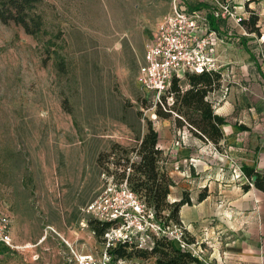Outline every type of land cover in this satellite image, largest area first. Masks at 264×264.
Here are the masks:
<instances>
[{
	"label": "rangeland",
	"instance_id": "374dc122",
	"mask_svg": "<svg viewBox=\"0 0 264 264\" xmlns=\"http://www.w3.org/2000/svg\"><path fill=\"white\" fill-rule=\"evenodd\" d=\"M173 4L40 0L47 32L38 36L0 20V213L17 245L0 248V264H74L78 253L100 254L84 206L119 177V161L137 158L149 119L163 137L176 131L174 141L188 129L175 111L158 116L157 94L137 82L146 43ZM172 149L159 165L178 180Z\"/></svg>",
	"mask_w": 264,
	"mask_h": 264
},
{
	"label": "crops",
	"instance_id": "0c3cea01",
	"mask_svg": "<svg viewBox=\"0 0 264 264\" xmlns=\"http://www.w3.org/2000/svg\"><path fill=\"white\" fill-rule=\"evenodd\" d=\"M198 2L189 0L188 6ZM234 5L238 11L247 8L258 15L259 30L247 28L243 33L233 20L215 18L226 35L216 54L242 77L230 83L229 93L215 106V112L227 119L222 126L224 137L216 145L183 128L175 141L176 131L165 137L159 134V146L173 147L180 175L171 186L169 199L189 195L191 202L181 206L180 219L190 240L204 248V261L264 264V190L255 185V175L248 181L236 179L233 173L240 163L264 177V62L260 58V50H264V0H234ZM184 131L188 137L180 142ZM200 193L204 194L202 199Z\"/></svg>",
	"mask_w": 264,
	"mask_h": 264
},
{
	"label": "built area",
	"instance_id": "2783aa9c",
	"mask_svg": "<svg viewBox=\"0 0 264 264\" xmlns=\"http://www.w3.org/2000/svg\"><path fill=\"white\" fill-rule=\"evenodd\" d=\"M188 1L173 0L172 10L161 17L146 43L137 82L159 98L170 89L174 78L184 79L188 72L219 71L221 84L207 95L216 106L229 93L230 83L240 81L242 77L228 68L216 54L217 45L224 42L226 35L213 28L211 20L231 19L246 33L245 21L249 20L252 11L247 8L238 11L234 0H198L202 5L190 10ZM239 40L235 38L236 42ZM260 58L264 62L262 50ZM168 101L171 103L173 97L169 96ZM187 137L188 133L182 132L180 142ZM233 173L237 179L251 181L240 163L235 165ZM83 210L94 219L110 222L111 226L104 233L99 256L78 253L73 259L74 264H130L129 259H115L110 248L118 242L128 241L137 248L152 249L154 236L161 235L177 241L204 260V248L200 243L189 240L185 225L164 224L156 219L153 210L146 207L126 179L121 181L114 175L108 177L103 188ZM0 245L17 247L11 231V219L6 213H0Z\"/></svg>",
	"mask_w": 264,
	"mask_h": 264
},
{
	"label": "trees",
	"instance_id": "16d2710c",
	"mask_svg": "<svg viewBox=\"0 0 264 264\" xmlns=\"http://www.w3.org/2000/svg\"><path fill=\"white\" fill-rule=\"evenodd\" d=\"M39 2L40 0H0V20L4 23L14 22L23 27L26 33L34 36L45 34L47 29L44 18L36 9ZM201 5L202 2L189 3V9ZM257 20L258 15L252 14L249 20L245 21L249 31L259 30ZM211 22L213 28L223 32L215 18H212ZM221 78L219 71L188 72L184 79L174 78L170 89L158 98L156 114L163 118H171L175 111L177 116L174 117V121L178 126H187L193 134L203 140L220 144L224 137L222 126L227 123V119L215 112V106L207 95L220 86ZM169 96L173 97L171 103L168 101ZM163 105L168 107L163 108ZM163 153L164 149L159 146V133L149 119L148 131L140 142L137 158L119 161L118 163L124 167L119 177L115 178L121 181L126 179L146 207L153 210L156 219L164 224L171 222L181 224L180 208L183 204L190 203L191 199L184 193L180 200L169 202L168 197L174 179L166 169H160ZM243 170L251 180L255 175V185L264 190V177L247 165H244ZM203 197L204 194L200 193L199 199ZM167 209L170 210L169 214L164 213ZM89 222L103 242L104 233L111 223L97 219H90ZM154 237L155 244L152 249L137 248L128 241H121L110 248V253L115 259L130 260V257L134 256L144 259L155 257V264H207L177 241L165 235Z\"/></svg>",
	"mask_w": 264,
	"mask_h": 264
},
{
	"label": "water",
	"instance_id": "95a60500",
	"mask_svg": "<svg viewBox=\"0 0 264 264\" xmlns=\"http://www.w3.org/2000/svg\"><path fill=\"white\" fill-rule=\"evenodd\" d=\"M254 179H256V176H254Z\"/></svg>",
	"mask_w": 264,
	"mask_h": 264
},
{
	"label": "bare ground",
	"instance_id": "6f19581e",
	"mask_svg": "<svg viewBox=\"0 0 264 264\" xmlns=\"http://www.w3.org/2000/svg\"><path fill=\"white\" fill-rule=\"evenodd\" d=\"M154 116H155V114H154Z\"/></svg>",
	"mask_w": 264,
	"mask_h": 264
}]
</instances>
